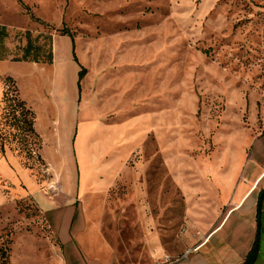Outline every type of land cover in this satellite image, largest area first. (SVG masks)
<instances>
[{
  "label": "rangeland",
  "instance_id": "374dc122",
  "mask_svg": "<svg viewBox=\"0 0 264 264\" xmlns=\"http://www.w3.org/2000/svg\"><path fill=\"white\" fill-rule=\"evenodd\" d=\"M0 25V264H94L117 247L121 264L145 263L151 241L152 264L176 259L219 220L228 180L264 158V0H0ZM28 31L52 35L53 63L14 60ZM20 97L52 169L35 138L25 149ZM113 141L125 159L143 146L135 180L81 195L74 144L91 163Z\"/></svg>",
  "mask_w": 264,
  "mask_h": 264
},
{
  "label": "crops",
  "instance_id": "0c3cea01",
  "mask_svg": "<svg viewBox=\"0 0 264 264\" xmlns=\"http://www.w3.org/2000/svg\"><path fill=\"white\" fill-rule=\"evenodd\" d=\"M36 131L41 137V147L38 153L46 165L52 169L53 161L43 151L45 147H43L42 134L39 133L37 128ZM146 136L147 134L142 137L146 138ZM117 144L113 141L111 142V148H100L97 154H94L91 163L89 160L82 162L79 159L77 143L74 144L72 158H74V164L77 165V169L80 172L78 182L81 195L105 193L116 185L118 181L135 180L137 169L133 168V166L131 167L130 159L143 146L140 144L133 145V154L125 159L117 156L121 154L119 148L116 147ZM125 144L131 146L136 143L127 142ZM56 145V152L60 155L58 164L63 165L66 162V157L62 153V142L57 140ZM90 149H93L92 145H89L88 151ZM78 150H81V148ZM88 151L84 148L85 154ZM108 153L109 155H107ZM89 165L93 166V174L91 177L87 176L86 179L81 178L83 167L89 168ZM228 181V185H232L233 189L228 197L224 195V200L228 201V203L223 206L222 210L219 209V220L215 224L201 227L200 235L188 234L189 241L192 243L189 247L195 248L188 258L179 259L178 257L166 264H243L257 239L259 240V254L253 264H264V158L258 155L252 165L247 163L237 178L234 180L229 179ZM60 185L62 192H59V196L62 194L68 196L67 185L61 180ZM144 209V207H140L139 211L143 212ZM76 215L77 210L75 209L74 219ZM74 219H72L69 228L72 227ZM78 228L79 226H77V230ZM126 241L128 242V234L126 232L111 240L113 245L117 246L121 244L125 246ZM121 246L123 248V245ZM112 249H115V247ZM119 252L120 250L117 247L116 253H112L109 257H93L92 261L95 262L94 264H121ZM144 252L139 255L145 258V263L133 262L131 264H152L156 257L162 256L160 247L153 241L145 246ZM80 260L79 264L83 262L87 264L83 258Z\"/></svg>",
  "mask_w": 264,
  "mask_h": 264
},
{
  "label": "trees",
  "instance_id": "16d2710c",
  "mask_svg": "<svg viewBox=\"0 0 264 264\" xmlns=\"http://www.w3.org/2000/svg\"><path fill=\"white\" fill-rule=\"evenodd\" d=\"M62 34L66 35L69 34L71 36H74V34L69 31L68 29L64 28L62 30ZM8 37L7 31L5 26L0 25V48L4 49V40ZM27 37V46L24 47L23 49V56L21 58H15V61H31L39 64H51L54 61V43H53V38L52 35L46 36L47 43L46 44H36L38 38L33 39L31 32L26 33ZM47 47V48H46ZM6 57V52L2 51L0 52V58L3 59ZM86 70H81V78L85 75ZM80 85V83H79ZM81 87V86H80ZM20 105L23 106V109L25 110V120L23 121L22 126L20 127L21 135H22V140L24 141L25 149L30 152L31 144L30 143V138H35L37 141L36 146H37V151L41 147V137L37 133L36 128H35V114L31 108L28 107L26 101H24L20 97ZM26 108V109H25ZM30 116V118H28ZM259 254V240L257 239L254 246L248 253L245 261L243 264H253ZM2 256L4 257V260L2 264H9L7 262L6 258V253L3 252Z\"/></svg>",
  "mask_w": 264,
  "mask_h": 264
},
{
  "label": "built area",
  "instance_id": "2783aa9c",
  "mask_svg": "<svg viewBox=\"0 0 264 264\" xmlns=\"http://www.w3.org/2000/svg\"><path fill=\"white\" fill-rule=\"evenodd\" d=\"M195 250V248H190L188 250H186L182 256L179 257V259H184V258H188V256ZM175 259H172L170 256H166L165 260L161 262V264H166V263H170Z\"/></svg>",
  "mask_w": 264,
  "mask_h": 264
},
{
  "label": "water",
  "instance_id": "95a60500",
  "mask_svg": "<svg viewBox=\"0 0 264 264\" xmlns=\"http://www.w3.org/2000/svg\"><path fill=\"white\" fill-rule=\"evenodd\" d=\"M260 203H261V200H260Z\"/></svg>",
  "mask_w": 264,
  "mask_h": 264
}]
</instances>
